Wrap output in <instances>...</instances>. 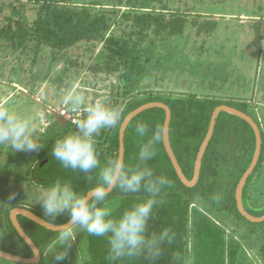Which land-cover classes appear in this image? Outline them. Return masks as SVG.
<instances>
[{"label": "trees", "instance_id": "16d2710c", "mask_svg": "<svg viewBox=\"0 0 264 264\" xmlns=\"http://www.w3.org/2000/svg\"><path fill=\"white\" fill-rule=\"evenodd\" d=\"M253 2L254 7H245L247 10L240 8L239 13L248 14L250 19L247 20L253 22L254 31L264 44V0ZM28 3L35 4L37 10V18L32 25L24 15L27 9L25 4ZM16 4L10 5L12 14L6 17L9 22L0 30V41L7 40V46L12 49L10 51H24L30 44H34V50L37 51L35 57L38 58L39 52L48 47L54 50L52 60L57 66L61 60L68 62V50L84 42L89 46L94 45L92 50H95L99 43H102L110 53L107 57L103 53L105 70L122 71L121 100L125 102L121 112L122 120L107 133L99 134L95 140L102 165L113 157H119V136L123 121L130 113L147 103L162 102L171 108V144L189 180L194 177L197 156L207 137L214 111L219 106L226 105L251 116L262 131L263 146L260 161L244 189L243 201L250 214L255 217L264 216V205L259 207V201H264V192H255L259 183L264 181V100L256 102L245 97L232 100L208 97L202 100L197 94L161 96L153 93L143 95L141 91H136L153 67L157 71L164 70L179 76L176 74L178 69L174 68L172 71L169 65L162 62L170 54H173V58H184L183 66H194L189 55L182 53L180 49L181 46L184 48L189 45L186 30L189 19H193L196 13H185L176 7L172 8V0H16ZM157 6H160V9L156 8ZM124 8L127 10L123 13ZM209 10L228 12L226 6ZM201 15L199 16H206ZM131 16L135 19L132 26L135 32L125 34L124 37L113 32L112 29L119 20L122 23L127 22ZM206 18V22L199 25V33L214 34L215 37L219 26L215 14ZM152 26L155 28V39H150L148 34ZM155 40L162 43L165 52L157 53L158 49L154 45L148 48L147 44L154 43ZM172 49L175 51H171ZM211 49L216 53L225 51L224 46L216 48L214 43ZM103 54L99 58L103 57ZM155 56H158V59ZM67 69L68 67H65L63 73L68 72ZM260 73L263 80L257 79L259 75L253 77L255 79L247 84L248 88L252 86L253 89V85L259 81L261 89H264L263 68ZM190 100L193 103H190ZM51 116L54 126L58 129L56 140L64 135L61 131H65L66 135L75 129V124L70 121L63 127L55 114ZM165 121L166 111L161 108L150 109L136 116L126 131L125 161L134 168L143 167L138 158L139 149L148 142L153 130L161 131L162 140L155 147L156 155L147 165L155 176L167 177L169 184L155 196L156 203L148 220L147 234L169 228L174 237L171 243L165 242L161 245V255L154 261L138 256L116 264H257L250 259V254H253L260 264H264V223L248 221L239 212L236 201L237 187L255 156L257 140L253 128L243 119L222 112L203 159L200 181L195 187L189 188L180 180L165 149ZM136 123L147 126L148 131L144 136L136 133ZM39 136V142L43 145L35 151L37 155L29 164L28 171L24 162L29 160L19 152L9 153L10 158L6 165L0 164V250L25 258H33L34 252L14 227L11 212L15 208L29 209L43 218L39 204L31 201L35 189L42 193L53 182L61 180L70 181L75 190L86 192L96 182L94 174L65 170L50 155L56 140L48 142V138L41 139L40 133ZM227 148L232 150L230 162L225 160ZM13 193L14 199L9 200L8 197ZM148 196L143 190L129 193L114 188L109 194L108 203L115 209V214L119 215ZM68 220V214L64 213L55 218L53 224L65 225ZM19 221L41 251L42 260L39 264L45 263L46 260L51 261L47 256L48 250L52 247L57 232L24 216H19ZM85 234L87 251L85 249L84 254H80L78 248L70 247L63 264H110L106 238L89 234L87 237V233ZM0 264L19 263L0 258Z\"/></svg>", "mask_w": 264, "mask_h": 264}, {"label": "rangeland", "instance_id": "374dc122", "mask_svg": "<svg viewBox=\"0 0 264 264\" xmlns=\"http://www.w3.org/2000/svg\"><path fill=\"white\" fill-rule=\"evenodd\" d=\"M253 1L172 0V8L176 7L185 13H196L193 19H189L186 30V34L189 35L187 39L189 45L183 46L184 48L181 46L180 49L182 53L189 55L194 66H183L185 65L183 64L184 58H173V54H170L162 62L169 65L171 70L178 69L176 74H179V76L174 73H166L164 70L157 71L153 67L136 91H141L143 95L153 93L161 96L181 93L186 95L197 94L196 96L202 100H206L208 97L228 100L245 97L254 99L256 102H263L264 89H261L258 84L259 81L255 83L256 85H253L255 86L253 89L252 86L248 88L247 84L255 79L253 77L258 75L257 79L263 80L260 71L262 68L264 71V44L256 35L253 22L247 20L250 19L247 16L248 14L239 13L240 8L251 9L254 7ZM13 3L16 4V0H0V30L9 22L6 17L12 14L10 5ZM25 5L27 9L24 15L32 25L37 18L36 6L33 3ZM225 6L228 12H211L209 10V8H223ZM156 8L160 9V6ZM126 10L124 8L123 13ZM201 14H206V16L201 17L203 16ZM214 14L219 24L216 36L207 33L201 35L198 29L199 25L206 22L207 16L212 17ZM133 16L127 22L122 23L119 20L115 28L112 29L113 32L123 37L125 34L135 32V28L132 27L135 22ZM154 29V26H152L148 30L150 39L156 37L153 32ZM7 42L4 39L0 41V107H7L21 116L30 117L35 122L39 141V133L41 139L48 138V142L56 140L55 134L58 129L54 126L51 115L55 114L60 117V110L64 107L63 94L73 87L85 96L86 102L90 103L99 99L107 106L119 110L120 113L124 109L125 102L121 100L120 85L122 71L114 70L112 73L105 70L104 54L107 57L110 53L104 44L99 43L97 49L92 50L94 45L89 46L84 42L67 51V63L61 60L59 65L56 66L53 64L52 52L54 50L51 48L44 47L43 51L39 52L38 58H36L37 51L34 50V44L33 46L30 44L28 49H23L24 51L17 49L12 52L10 51L12 49L7 46ZM213 43L216 48L224 46L225 51L216 53L211 49ZM148 44V48L154 45L158 49L157 53L165 52L162 43L158 40ZM171 51H175V49ZM102 54L103 57L99 58ZM155 58L158 59V56H155ZM54 66L56 67L54 68ZM65 67H68V72L63 73ZM32 76L34 77L32 78ZM190 103H193L192 100H190ZM83 115L81 113V119ZM108 131L109 129H104L100 132V135ZM61 134L65 135V131H61ZM36 152H19L29 160L24 162L26 171H28L27 168L32 159L37 155ZM9 158L7 150L0 148L1 166L6 165ZM231 159L232 150L227 148L225 160L230 162ZM20 169L23 170V168ZM256 191L259 194L264 192V181L259 183V186L255 189ZM34 194L31 201L37 204L36 201L41 192L39 189H35ZM259 204V207L263 206L264 201H259ZM85 233L83 230H77L70 246L73 249L78 248L80 254H84L83 250L86 249ZM47 256L51 261L46 260L43 264H54L52 255ZM250 259L260 264L253 254H250Z\"/></svg>", "mask_w": 264, "mask_h": 264}, {"label": "clouds", "instance_id": "9594fccd", "mask_svg": "<svg viewBox=\"0 0 264 264\" xmlns=\"http://www.w3.org/2000/svg\"><path fill=\"white\" fill-rule=\"evenodd\" d=\"M63 104L69 112L84 115L74 121L75 129L55 141L50 155L65 170L94 174L96 182L85 192L75 190L70 181L56 180L39 195L36 203L43 211L44 220L54 223L55 218L64 213L69 217L67 224L57 228V236L48 250L54 264H63L77 230L106 238L110 264L138 256L154 261L161 255V245L171 243L174 237L169 228L147 234L155 196L169 184L167 177L155 176L147 165L156 155L155 147L162 140L161 131L153 130L148 142L140 147L138 158L143 167L134 168L120 157H113L102 165L95 140L102 130L119 124L122 120L120 111L99 99L86 102L85 96L75 87L63 94ZM135 131L144 136L148 129L146 125L136 123ZM42 145L35 122L30 117L0 107V148L6 149L7 153L31 152L39 150ZM113 188L129 193L143 190L149 196L116 215L108 203ZM14 196L13 193L8 199L12 200ZM25 243L33 246L39 256L30 237H25Z\"/></svg>", "mask_w": 264, "mask_h": 264}, {"label": "water", "instance_id": "95a60500", "mask_svg": "<svg viewBox=\"0 0 264 264\" xmlns=\"http://www.w3.org/2000/svg\"><path fill=\"white\" fill-rule=\"evenodd\" d=\"M154 108H161L163 110L166 111V121L164 124V129H163V142H164V146L165 149L175 167V170L180 178V180L183 182V184L189 188H193L195 187L199 181H200V177H201V173H202V165H203V159L205 156V153L210 145V142L212 141L215 131H216V127H217V123H218V118L220 116V114L222 112H226L229 113L233 116H236L240 119H243L244 121H246L248 124H250V126L253 128L255 135H256V151H255V156L254 159L252 161L251 166L249 167V169L247 170V172L245 173V175L243 176V178L241 179L237 190H236V201H237V206L239 209V212L241 213V215L243 217H245L248 221L253 222V223H264V216L262 217H255L252 214H250L244 205V201H243V193H244V189L247 185V182L249 180V178L251 177V175L254 173L261 155H262V146H263V136H262V131L259 127V125L255 122V120L249 116L247 113L240 111L236 108H232L226 105H222L219 106L213 113L212 119H211V123H210V128L207 134L206 139L204 140L198 156H197V160H196V164H195V172H194V177L192 180H189L186 175L183 172V169L174 153V150L172 148V144H171V137H170V127H171V122H172V110L171 108L162 102H152V103H147L141 107H139L138 109H136L135 111H133L132 113H130L125 120L123 121L121 128H120V149H119V157L125 160V153H126V142H125V137H126V131L127 128L129 126V124L131 123V121L138 116L139 114L150 110V109H154ZM57 120L59 123L64 122L63 125H66V120L56 116ZM114 190V188L112 190H110L109 194L112 193ZM19 216H24L29 218L30 220L34 221L35 223L51 230L54 232H57V228H59L62 225H55L49 221L44 220L43 218L39 217L38 215H36L35 213H33L32 211H30L29 209H23V208H15L12 212H11V221L14 225V227L16 228V230L18 231V233L20 234V236L25 240V237H30L27 232L24 230V228L22 227L20 221H19ZM31 238V237H30ZM32 244L35 245V249L39 251V256H37V252L33 250V246L29 245L28 246L31 248V250L34 252V257L33 258H25V257H21L9 252H5L0 250V258L11 261V262H15V263H19V264H39L42 260V254L40 249L38 248V246L36 245V243L32 240Z\"/></svg>", "mask_w": 264, "mask_h": 264}, {"label": "built area", "instance_id": "2783aa9c", "mask_svg": "<svg viewBox=\"0 0 264 264\" xmlns=\"http://www.w3.org/2000/svg\"><path fill=\"white\" fill-rule=\"evenodd\" d=\"M59 114H60L61 117L67 119L68 121L72 122L73 124H74V121L77 120V119H79L80 116H81V114L80 115H77V114L70 113L68 111V109L65 108V107L60 110V113Z\"/></svg>", "mask_w": 264, "mask_h": 264}, {"label": "crops", "instance_id": "0c3cea01", "mask_svg": "<svg viewBox=\"0 0 264 264\" xmlns=\"http://www.w3.org/2000/svg\"><path fill=\"white\" fill-rule=\"evenodd\" d=\"M64 107H65V105H64ZM66 108H67V106H66ZM55 116H56V115H55ZM57 121H58V120H57ZM68 122H69V121L66 120V125H63L64 122H61V123H59V124L62 125L63 127H65V126H67Z\"/></svg>", "mask_w": 264, "mask_h": 264}]
</instances>
